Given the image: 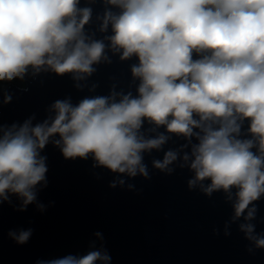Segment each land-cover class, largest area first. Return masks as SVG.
Segmentation results:
<instances>
[{"label": "clouds", "instance_id": "9594fccd", "mask_svg": "<svg viewBox=\"0 0 264 264\" xmlns=\"http://www.w3.org/2000/svg\"><path fill=\"white\" fill-rule=\"evenodd\" d=\"M104 2L119 11L106 8L97 17L99 31L110 26L112 32L99 40L85 32L92 8L79 7L80 0H0V82L23 80L29 70L83 81L93 65L110 62L106 49L120 53L121 60L135 56L131 73L139 81L136 96L113 90L75 106L70 99L57 100L43 122L33 125L32 116L0 126V203H10L14 195L19 211L34 203L45 210L37 194L47 186L41 152L49 142L65 159L91 156L94 166L118 174L110 187L124 186L121 176L148 179L144 153L168 142L169 135L156 132L164 127L188 143L166 151L153 167L171 174L179 161L193 173L190 190L199 187L208 196L223 191L233 208L225 235L230 223L243 218L239 230L245 239L264 248V233H256L252 223L254 202L264 196V0ZM10 101L6 93L4 102ZM245 120L251 138H241ZM145 121L154 126L147 130L154 136L142 131ZM9 235L25 244L32 229ZM90 247L83 256L38 264H110L103 246Z\"/></svg>", "mask_w": 264, "mask_h": 264}, {"label": "water", "instance_id": "95a60500", "mask_svg": "<svg viewBox=\"0 0 264 264\" xmlns=\"http://www.w3.org/2000/svg\"><path fill=\"white\" fill-rule=\"evenodd\" d=\"M86 6L92 8V18L85 32L99 40L112 35L110 26L107 32L99 31L97 17L106 8L119 10L104 0H80L79 7ZM106 55L110 62L93 65L95 71L83 81H75L71 74L41 71L33 75L29 70L22 82L0 83V126L22 124L32 116L33 125L43 122L57 100L70 99L75 106L84 98L109 96L113 90L136 96L139 81L132 76L131 67L138 63L137 58L121 60L120 53L107 49ZM6 93L11 96L8 103L4 102ZM248 126L245 120L241 138H251ZM153 127L145 121L142 131L152 136L164 133L170 139L161 150L144 153L150 178L121 176L124 186L110 187L118 174L94 166L91 156L65 159L60 148L49 142L41 152L48 168L47 186L37 194L45 210H38L34 203L19 211L20 201L14 195L10 203H0V264H38L68 255L83 256L93 243L107 250L110 264H264V248H255L239 230L243 218L230 223V234L225 235L233 208L223 191L208 196L199 187L190 190L193 173L188 167H179V161L172 165L171 174L153 167L152 161L162 160L166 151L188 143L164 127L147 131ZM191 142L197 143L194 137ZM128 184L134 188L130 190ZM254 204L257 211L252 223L256 233H264V196ZM27 229H32V235L25 244L9 235ZM97 232L102 240L94 235Z\"/></svg>", "mask_w": 264, "mask_h": 264}, {"label": "trees", "instance_id": "16d2710c", "mask_svg": "<svg viewBox=\"0 0 264 264\" xmlns=\"http://www.w3.org/2000/svg\"><path fill=\"white\" fill-rule=\"evenodd\" d=\"M16 80H18V79H14L13 81H16ZM13 81H11V82H13ZM11 82H0V83L3 84V85H8V84H10Z\"/></svg>", "mask_w": 264, "mask_h": 264}, {"label": "rangeland", "instance_id": "374dc122", "mask_svg": "<svg viewBox=\"0 0 264 264\" xmlns=\"http://www.w3.org/2000/svg\"><path fill=\"white\" fill-rule=\"evenodd\" d=\"M22 82V80H20Z\"/></svg>", "mask_w": 264, "mask_h": 264}]
</instances>
